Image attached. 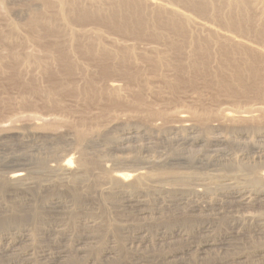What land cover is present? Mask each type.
<instances>
[{
    "label": "rangeland",
    "instance_id": "1",
    "mask_svg": "<svg viewBox=\"0 0 264 264\" xmlns=\"http://www.w3.org/2000/svg\"><path fill=\"white\" fill-rule=\"evenodd\" d=\"M53 1L54 3L52 2L48 8L46 4H41L39 0H0V57H3L0 61L2 63H0V175L15 170H24L33 179L28 187H11L0 183L2 184L0 186V215L3 213V215L6 214V217L13 216L16 222L18 221L14 218L15 215L30 217L32 214H30L27 205H24V201H28V199H31V202L34 201L33 206L39 205L38 210L40 209V213H45L43 221L38 226L36 224L30 225L33 222L30 219H25L17 224L14 222L13 225L11 224L12 226L7 225L9 226L7 229V226H5L7 221H0V228H5V231L0 230V250L3 252L4 250L7 251L6 248L14 247L16 253V255L12 253L15 255L11 256L12 259L1 258L0 264H6L7 261H11V264L17 263L21 259H25L28 253L30 255L26 258L33 261L31 264H39L40 261L49 263L56 252L64 250L69 254H73V248H77L75 245H78L79 242L84 243L87 237L95 238L91 247L99 248V250L100 248L101 250L112 248L115 252L117 251L115 258L112 256L114 259L111 258L108 261L102 258L101 250H95L97 255H91L98 256L96 258H99L100 260H98L102 264H169L167 261H169L170 256L186 249L190 244L197 245L207 239L222 240L228 233H230L228 236L231 237L235 235L232 237V244L236 243V245L234 244L235 247L232 245V248H228L229 250L226 251L216 249L209 256L202 257L203 259L199 258L196 251H192L189 256L187 255L184 258L189 259L188 264H236L232 260L240 255L246 257L243 264H264V225L261 227V225L256 226L251 223L253 225L244 226L246 223L238 222L241 224L240 226L237 222H234L235 225L233 222L232 225H228L224 221L222 223H220L221 221L218 222L225 214L227 216L233 214L235 217H232L235 219L240 216L239 221H243L244 216L247 215L254 219L261 218L260 216L264 218V206L261 203L253 202L245 206L243 203V205L239 204L235 199H229L230 195L236 191L255 194L254 189L252 188V190L247 182L249 178H246L251 175L252 170H254L253 172L264 171V119L258 118L259 114L255 113L256 120L247 122L248 124L245 122L241 125H234L235 123L229 122V124L223 121V125L222 121L218 120L222 125L220 126L216 120L219 111L237 115L248 111V109L263 106L264 88L259 90V87L255 84V78L249 77L246 72L242 73L240 80L236 79L234 77L236 71L233 72V68L229 64L225 65V70L222 69L224 65L218 59L217 53L213 51L214 58L209 63L210 73L208 72L207 76L198 73L194 68H188L184 58H182L183 65L176 70L167 72L166 78L177 87L174 96H170L164 85L159 82V72L152 73L147 70L137 57L133 60L132 66L128 62L129 58L122 63V68H125L128 73L136 71V67H138L142 78L148 80V87L152 93L149 92L150 95L148 92H144V101L148 104V109L151 108L150 111L159 109L168 111L167 116L163 119L155 116L153 118L149 117L144 113L145 106L140 109V107L134 105V110L140 109L136 110L139 113L131 111L133 110L131 100H135L133 96L137 92L136 89H132L134 94L131 90H128L130 93L126 92L124 97L127 104L122 105V108L111 107L110 103L112 101L105 99L106 97H101V99H98V97H96L97 99H89L88 97V99H85L87 96H84V98L81 96L84 95L83 88L88 78L97 79V82L101 85L100 80L106 76L104 78L108 79L107 82L115 80L116 83L123 85V88L127 86L126 81L120 76L103 74L106 69L100 66V62L105 56L124 57L132 55L133 52L137 54L149 46L158 47L159 49L167 48L162 39L153 36L154 33L172 38L177 33L183 34L186 38L183 50L188 53L191 40L198 42V38L204 33L190 34L185 28L175 31L165 29L161 25L155 26L154 23L160 20V14L156 10H151L149 4L135 5L133 0H79L78 4H74L76 0ZM60 1L66 3L64 11L58 10L57 3L59 4ZM153 1L172 7L183 17L213 26L222 33H230L239 37L247 45L264 52V24L259 22V14L264 8L261 0H250L251 2H247L249 6L247 4L243 6L246 14L253 16L252 19L255 21L251 22L252 25L249 23L250 26L242 22L239 23L240 8H233L237 4V0H195L192 3L185 0ZM87 7L100 14L83 16V12L87 10L85 9ZM137 14L141 15L144 22L142 27L136 24L134 17ZM49 18H52L53 28L55 29L49 31L51 35H47L48 38L45 37L43 32L48 29L47 25L46 28L41 23L40 28H37L42 37L40 33L38 34L36 27L34 28L35 32L28 27L32 19L38 21ZM229 19L238 21L237 30L226 27ZM258 23L260 24L258 25ZM11 28H13L12 31ZM189 29L194 31L196 28L190 27ZM47 33L48 31H46ZM37 34L39 36H36ZM32 37L33 39L36 38V41ZM47 49L50 51L49 56L46 55L49 53ZM175 49L177 48H174L172 52ZM9 52L17 56L16 58L19 61H16V58L14 59L11 54L8 55ZM32 55H35L34 61L27 62V57ZM239 58L242 65L248 64L254 68H260L258 79L260 77L264 78L263 59L252 56L248 50H243ZM35 59H41L39 65L34 64L37 61ZM16 62H18L17 65ZM119 63L116 62L115 66ZM47 66H50V72L42 73ZM218 70L219 72H217ZM230 76H233L239 82L237 83ZM232 79H234L233 82ZM60 86L61 90L59 89ZM63 87L65 88L62 89ZM47 88L53 90L54 94L53 103H49L50 105L44 99L45 96L43 98L44 94L42 95L43 91L47 92ZM32 89L37 93V96L42 95V99L40 96L37 97L36 93L31 91ZM153 93L154 95H152ZM159 97H165L167 103H163ZM158 98L161 101L160 103H158ZM44 100L45 104L43 103ZM103 106L104 114L102 112ZM105 107H108V109H105ZM114 109L116 112H113ZM193 109L210 110L208 112L211 115H213L212 113L216 114V117H210L211 119L208 120V123L212 125L209 131L204 129L208 124L205 127L204 125L203 127L201 125V127H195V121H190V118L188 123L196 128L197 134L189 133L190 136L183 131L182 133L178 132L177 135L174 131H171V134L169 127L171 128L172 125L173 128L178 124V120L174 116L180 113V115L189 116L190 111ZM216 125H218V132ZM235 126L240 128L237 129ZM97 129L99 132L102 130L103 135L95 141L96 135L92 134L98 132ZM203 130L204 132L207 130V133L204 134ZM212 130H214V133ZM129 132L132 133L129 134ZM201 132H203L202 136ZM85 135L86 137L83 138ZM90 136L94 137L91 138ZM195 136L198 137V139H195L196 141L191 139ZM97 138L99 137L97 136ZM79 139L82 142H79ZM89 140H92L91 145L88 144L91 143ZM81 143L84 145L83 147ZM70 157L72 159L71 165L74 168L81 165L85 170L84 176L74 180L59 173H49L47 167L54 166L64 158L69 159ZM144 161H153L156 164H162L163 162V165L156 168L157 170L148 165L151 168L149 169L150 172H156L158 169H162L163 166V169L164 167L166 169H162L163 172L172 170L171 173L173 174L185 173L187 177L191 175V179L185 178L186 180H177L178 182L168 179L164 182V180L160 179L161 181H159L157 179L155 183L149 182L150 184L144 186L140 192L146 195L147 205L145 204L144 209H142L148 213L152 212L145 215L146 218L140 216L139 208L136 210L135 207L131 208L130 206L129 210V207H123L126 204L121 201L111 200L109 198L110 194H108L110 187H108L107 179L99 171L100 165H106L107 168L109 167L108 170L110 169L109 172L112 173L124 172V170L134 171L145 167L148 169ZM146 168L145 170L148 171ZM159 171L161 172V170ZM3 185L5 188H2ZM78 189L79 192L76 193L74 190L78 191ZM69 190L72 197L78 196V201H82L80 204L77 202L78 206L75 205L76 200L74 201V198L70 196ZM81 197H84L85 200ZM36 198L37 200H35ZM174 200H179L176 202V204H179H174ZM43 201L46 202V206ZM53 202H56L55 206ZM49 203H51L52 209L49 208ZM62 203L67 206L64 207ZM56 204H59V206H56ZM79 205L82 207L79 208ZM42 206H45L44 210ZM58 212L60 216L57 215ZM55 213L56 215H54ZM188 213L200 220H188V223H183L180 219L183 215H189ZM234 213L238 214L235 215ZM239 213L241 214L239 215ZM70 214H76L78 217L69 220ZM241 216L243 217L241 218ZM263 218L262 222L264 223ZM231 226H233L234 231L230 232V230H233ZM139 227L144 235L139 231ZM236 227L238 231H236ZM175 230H179L181 234L185 233L184 237L164 240L171 236ZM252 231H254L253 234ZM49 233H52V236ZM23 234H27V236L23 237ZM257 234L258 236L254 237ZM28 235L30 236L28 237ZM82 237L84 240H82ZM87 242L89 241L86 240L85 243ZM257 247L260 249L258 248V250ZM260 251H263V253ZM98 260L94 264H100Z\"/></svg>",
    "mask_w": 264,
    "mask_h": 264
},
{
    "label": "bare ground",
    "instance_id": "2",
    "mask_svg": "<svg viewBox=\"0 0 264 264\" xmlns=\"http://www.w3.org/2000/svg\"><path fill=\"white\" fill-rule=\"evenodd\" d=\"M41 1V4H46V6L49 8L50 6H51V3L53 2L54 3V1L53 0H39V2ZM134 1V3H135V5H139V4H144V5H147V4H149L150 6H151V10H153V11H157L159 14H160V20H158V21H156L155 23H154V25L155 26H159V25H161V26H163L165 29H171V30H175V31H178V30H180V29H186L190 34H194V33H196V32H200V33H204V35H201L199 38H198V42H196V41H194V40H191V44H190V46L188 47L189 48V52L188 53H186V51L185 50H183V45H184V43L186 42V38L183 36V34H180V33H177V34H175V37H166V36H164L163 34H159V33H154L153 34V36H155V37H157V38H160V39H162L163 41H164V43H165V45H166V47L167 48H162V49H159L158 47H154V46H149V47H147V48H145L143 51H140V52H138L137 54L135 53V52H133V54L132 55H128V56H124V57H117V56H112V57H108V56H105V58L100 62V66H103L105 69H106V71L103 73V74H106V73H108V76H110L109 74H115V76L117 75L118 77L120 76V78H123L125 81H126V87L125 88H123V85H121V84H118V83H116L115 82V80L113 81L112 79V81H108L107 82V78H104V77H106V76H104L103 77V79L102 80H100V82H101V85H100V83L99 82H97V79L96 80H93V79H95V78H93V79H90V78H88L85 82V87L83 88L84 90H83V94L84 95H82L81 93H80V95H82L81 97H83L84 98V96H87V97H85V99H88V97H89V99H91V98H96V97H98V99L100 98L101 99V97H106L105 99H109V100H111L112 101V103H110L112 106L111 107H114V108H120L122 105H126L127 103L125 102V97L124 96H126L125 94H126V92H129L128 90H131V92H132V89L134 90V89H136L137 90V92L135 93V95L133 96L134 98H135V100L133 101V100H131L133 103H132V105H133V110H131V111H135V112H137L136 110H140L141 108H143L144 106H145V110H144V113H146L149 117H152L153 118V116H155V117H159V118H164V117H166L167 116V112L166 111H163L162 109H159V110H151L150 111V109L151 108H149L148 109V104H146V102L144 101V98H143V95H144V92H148V94H150L149 92H151L152 93V91L150 90V88L148 87V80L146 79V78H142V76L139 74V68L138 67H136V71H133V72H131V73H128L127 71H126V69L125 68H122V63H124L125 62V60L127 59V58H129L128 59V62L130 63V66H132V64H133V60L137 57L144 65H145V68L147 69V70H149L150 72H152V73H157V72H159V82L162 84V85H164V87L167 89V93L170 95V96H174L175 95V88H177V87H175V84H173L170 80H168L167 78H166V74H167V72H169V71H171V70H176L178 67H180L181 65H183V60H182V58H184L185 60H186V65L188 66V68H194L198 73H201V74H203L204 76L209 72L210 73V66H209V63H210V61H211V59L212 58H214V56H213V51H215L216 53H217V55H218V59H220V61L222 62V64L224 65V68H222V69H224L225 70V65L226 64H229L232 68H233V72H234V70L236 71V73H234V77L236 78V79H239L240 77H241V75H242V73L243 72H246L248 75H249V77H254L255 79H254V81H255V84L259 87V90H260V88L261 89H263L264 88V78L263 77H260L259 79H258V76H259V73H260V68H254V67H252L251 65H248V64H245V65H242V63L240 62V58H239V56L243 53V50H248L249 51V53L252 55V56H256L257 58H260V59H263L264 60V52H262V51H260V50H257L256 48H254V47H252V46H250V45H247L242 39H239V37H236V36H233V35H231L230 33H228V34H226V33H222V32H220V31H218L217 29H215L213 26H209V25H206V24H201V23H198V22H196V21H193L192 19H189V18H187V17H183L180 13H178L177 11H175L172 7H169V6H167V5H164V4H160V3H157L156 1H153V0H133ZM186 2H189V3H192V2H194L195 0H185ZM198 1H204V0H198ZM248 1H250V0H237V4L236 5H234L233 6V8L234 9H239L240 10V18H239V23L240 22H242V23H244V24H248L249 25V23L251 24V22H255V21H253V19H252V17L253 16H251V15H249V14H246V12H245V9L243 8V6H245L246 4L248 5ZM251 2V1H250ZM261 2L264 4V0H261ZM79 3V0H76V1H74V4H78ZM148 5V6H149ZM251 5V4H250ZM57 6H58V10L59 11H64L65 9H66V3L65 2H63V1H60L59 2V4L57 3ZM249 6V5H248ZM85 9H87V10H85L84 12H83V16H85V17H88V16H92V15H94L95 13H97V15H99L100 13L99 12H97V11H95L94 9H91V8H89V7H87V8H85ZM260 16H259V22H263V24H264V8L261 10V12H260V14H259ZM95 16V15H94ZM135 19H136V24L138 25V26H140V27H142V26H144V22L142 21V18H141V15L140 14H137L135 17H134ZM164 21V22H163ZM258 22V21H257ZM42 23V26L44 25V26H48V29H45L43 32H44V35H45V37H47V35H51L50 33H49V31L51 32L52 30H54L55 28H53V21H52V18H49V19H43V20H35V19H32L31 20V23L29 24V26L28 27H30L29 29H33L34 30V28L36 27V30H37V28H40V24ZM238 21H236V20H234V19H229L228 20V24L226 25V27L227 28H231V29H236L237 30V26H238ZM260 23H258V25H259ZM112 25V24H111ZM247 25V26H248ZM252 25V24H251ZM256 26H258L257 24H255ZM47 26H46V28H47ZM250 26V25H249ZM190 27H193V28H196L194 31H192V30H190L189 28ZM12 29L13 28H11L10 30L12 31ZM38 31V30H37ZM37 31H36V33H37ZM46 31H48V33L46 34ZM15 32V31H14ZM30 32H31V30H30ZM34 32H35V30H34ZM11 33V32H10ZM32 33H33V31H32ZM35 33V34H36ZM40 32L38 31V34H39ZM36 35V36H39V35ZM34 35V34H33ZM40 35H41V33H40ZM41 37H42V35H41ZM48 38V37H47ZM32 39H33V37H32ZM35 39V41H36V38H34ZM33 39V40H34ZM43 39V38H42ZM39 40V39H38ZM37 40V41H38ZM39 42V41H38ZM174 48H177V49H175L173 52H172V50L174 49ZM8 52V51H7ZM11 52V51H10ZM9 52V54L8 55H10L11 53ZM47 52H49V53H47L46 55H50V51H48V49H47ZM12 53H14L13 51H12ZM14 54H16V53H14ZM12 55V54H11ZM12 56H14V59L17 57V56H15V55H12ZM11 56V57H12ZM29 56V55H28ZM10 57V58H11ZM18 57H20L19 55H18ZM34 57H35V55H32V56H30V57H27L28 59H26V61L27 62H29V61H31V62H33L34 61ZM1 58H3V57H0V61H2L1 60ZM5 58H8V57H5ZM13 58V57H12ZM31 58H33V59H31ZM20 59V58H19ZM23 60V59H22ZM21 60V61H22ZM35 60H37L36 62H34V64H36V65H39V62H41V59H35ZM121 60V61H120ZM16 61H19L18 60V58H16ZM23 61H25V60H23ZM14 62V61H13ZM116 62H120L119 63V65H117V66H115V63ZM1 63V62H0ZM23 63V62H22ZM26 63V62H25ZM2 64V63H1ZM16 65L18 64V62H16L15 63ZM221 64V63H220ZM223 65H222V67H223ZM227 66V65H226ZM244 66V67H243ZM102 68V67H101ZM220 68V67H219ZM229 68V67H228ZM231 68V69H232ZM218 69V68H217ZM220 70V69H219ZM219 70L217 71V72H219ZM40 71V70H39ZM102 71H103V69H102ZM231 71V70H230ZM42 72V71H41ZM50 72V66H47V67H45V70H43V72L42 73H49ZM232 72V71H231ZM38 73V72H37ZM41 74V73H40ZM101 74V73H100ZM99 74V75H100ZM233 74V73H232ZM231 74V75H232ZM48 75V74H47ZM208 75H211V74H208ZM34 76V75H33ZM107 76V77H108ZM114 76V75H113ZM114 76V77H115ZM207 76V75H206ZM118 77H117V79H118ZM233 76L231 77L230 76V78H234ZM32 78V77H31ZM111 78V77H110ZM234 78V79H235ZM234 79H232V82H233V80ZM236 79H235V81H236ZM120 81H121V79H119ZM240 80V79H239ZM124 82V81H123ZM177 82V81H176ZM237 83L239 82V81H236ZM235 82V83H236ZM35 87V86H34ZM33 87V88H34ZM54 87V86H53ZM65 87H67V86H65ZM65 87H63L62 89H64ZM68 87H69V85H68ZM41 88V87H40ZM61 88V86L59 87V89ZM39 89V88H38ZM42 89V88H41ZM40 89V90H41ZM48 89V88H47ZM254 89V88H253ZM34 90H35V88H34ZM49 90V91H48ZM47 90V92L45 93L44 91L42 92V95H43V98H44V96H45V98L44 99H46V102H48V105H50L49 103H53L52 102V98H54L53 96H54V94H53V90H51V89H48ZM51 90V91H50ZM61 90V89H60ZM135 90V91H136ZM31 91H33V89L31 90ZM36 91H37V89H36ZM42 91V90H41ZM33 92H35V91H33ZM38 92H39V90H38ZM56 92V91H55ZM264 92V91H263ZM36 93V92H35ZM41 93V92H40ZM39 93V94H40ZM130 93V92H129ZM133 93V92H132ZM260 93H261V91H260ZM56 94H58V93H56ZM134 94V93H133ZM146 95H147V93H145ZM36 96H37V93L35 94ZM42 95H39L40 97H41V99H42ZM132 95V94H131ZM145 95V96H146ZM151 95V94H150ZM150 95H149V97H150ZM152 95H154V93L152 94ZM263 95V94H262ZM39 96H37V97H39ZM132 97V98H133ZM80 98V97H79ZM162 101H163V103L164 102H166L167 100H165L163 97H159ZM159 98H158V103H160L161 101H159ZM263 98H264V96H263ZM97 99V98H96ZM146 99H148V98H146ZM95 100V99H94ZM127 100V99H126ZM23 101V100H22ZM55 101V100H54ZM91 101V100H90ZM108 101V100H107ZM92 102H93V100H92ZM110 102V101H109ZM44 104H45V100H44V102H43ZM57 103V102H56ZM167 103V102H166ZM47 104V103H46ZM55 104V103H54ZM53 104V105H54ZM107 105L109 104V103H106ZM47 105V106H48ZM58 105V104H57ZM106 105V106H107ZM134 105H135V107H140V109H136V110H134L135 108H134ZM59 106V105H58ZM57 106V107H58ZM143 106V107H142ZM45 107V106H44ZM57 107H55V108H57ZM125 107V106H124ZM124 107H123V109H124ZM128 107V106H127ZM129 107V108H130ZM102 108V107H101ZM122 108V107H121ZM130 108V109H131ZM168 108V107H167ZM105 109H108V107H105ZM109 109L110 110H112L110 107H109ZM126 109H128V108H126ZM130 109H129V112H130ZM103 111V114L105 113L104 112V106H103V109H102ZM119 110H122V109H119ZM199 110V109H198ZM196 110V109H193L192 111H190L191 113H189V116H185V115H175L174 117H176V120H178L177 122H178V124H176V127L174 126L173 128H172V125H171V128L169 127V130H170V132L171 131H174L175 133H176V135H177V133L178 132H180V133H182V131L184 132V133H188V135H190L189 133H193L194 135H195V133H196V128L195 127H197V126H199V127H203V125H204V127L208 124V126H206V128H204V129H207L208 131H209V129H210V127L212 126L211 125V123L209 124L208 123V120H210L211 118H213L214 116L216 117V114H214V113H212L213 115H211L210 114V112H208V111H210V110ZM153 111H155V112H153ZM113 112H116L115 111V109L113 110ZM215 112V111H214ZM227 112V111H226ZM235 112V111H234ZM137 113H139V112H137ZM255 113H258L259 114V116H258V118H263L264 119V105L263 106H260V107H257V108H254V109H248V111H245V112H243V113H239V114H237V115H235L234 113H232L233 115H230V113H222L221 111H219L218 113H217V118L218 119H216L217 121L219 120H221L222 121V123H223V125H224V122L223 121H225L226 123L228 122H231V123H235L234 125H238V124H240L241 125V123H245L246 122V124H248L249 122H253V121H255L256 120V114ZM102 114V113H101ZM100 114V115H101ZM114 115V114H113ZM140 115V114H139ZM171 115V114H170ZM170 115H169V117H170ZM103 116V115H102ZM171 116H173V115H171ZM101 117V116H100ZM110 117V116H109ZM127 117V116H126ZM211 117V118H210ZM111 118H113V117H111ZM116 118V117H115ZM192 120H191V119ZM167 119V118H166ZM189 119H190V121H195V123H196V125L194 124V126L193 125H189V123L188 122H190L189 121ZM96 120V119H95ZM156 120V119H155ZM215 120V119H214ZM94 121V120H93ZM114 121V120H113ZM118 121V120H117ZM218 121V122H219ZM211 122H213V121H211ZM248 122V123H247ZM51 123V122H50ZM52 123H54V122H52ZM183 123H184V125H183ZM185 123H187V124H185ZM225 123V124H226ZM237 123V124H236ZM58 124V123H57ZM125 124V123H124ZM153 124V123H152ZM158 124V123H157ZM216 124H218V123H216ZM219 124H220V122H219ZM230 124V123H229ZM228 124V125H229ZM113 125V124H112ZM201 125V126H200ZM227 125V124H226ZM234 125H233V128H234ZM239 125V126H240ZM91 126V125H90ZM125 126V125H124ZM154 126V125H153ZM168 126V125H167ZM214 126V125H213ZM220 126H222L221 124H220ZM232 126V125H231ZM243 126V125H242ZM241 126V127H242ZM48 127V126H47ZM99 127V126H98ZM114 127H116V126H114ZM113 127V128H114ZM146 127V126H145ZM215 127V126H214ZM218 125H216V129H217V132H218ZM227 127V126H226ZM235 127H237V126H235ZM50 128V127H49ZM92 128V127H91ZM90 128V129H91ZM95 128V127H94ZM122 128H123V125H122ZM121 128V129H122ZM127 128V127H126ZM158 128V127H157ZM156 128V129H157ZM165 128V127H164ZM213 128V127H212ZM211 128V129H212ZM233 128H231L232 130H233ZM238 128H240V127H237V129ZM36 130H37V128H35ZM46 129V128H45ZM54 129V128H53ZM78 129V128H77ZM124 129V128H123ZM129 129V128H128ZM155 129V128H154ZM163 129V128H162ZM161 129V130H162ZM201 129V128H200ZM215 129V130H216ZM230 129V128H229ZM96 130V129H95ZM94 130V131H95ZM118 130V129H117ZM138 130V129H137ZM152 130V129H151ZM206 130V131H207ZM219 130H220V128H219ZM79 131V130H78ZM92 131V130H91ZM97 131L98 132H96V133H93L92 135H96L95 137H96V139H95V141L97 140V139H100V136L101 135H103V132H102V130H100L101 132H99V130L97 129ZM145 131V130H144ZM148 131H149V129H148ZM154 131V130H153ZM200 131H202V130H200ZM204 132V130H203V132H204V134H206L207 132ZM238 131V130H237ZM121 132V131H120ZM203 132H201V136H202V134H203ZM212 132L214 133V130H212ZM242 132V131H241ZM255 132V131H254ZM33 133V132H32ZM32 133H31V135H32ZM36 133V132H35ZM89 133V132H88ZM87 133V134H88ZM91 133V132H90ZM127 133H128V131H127ZM132 133V132H131ZM130 132H129V134H131ZM138 133V132H137ZM183 133V134H184ZM200 133V132H199ZM260 133V132H259ZM55 134V133H54ZM82 135H84L83 133H81ZM80 134V135H81ZM166 134V133H165ZM164 134V135H165ZM171 134H172V132H171ZM192 134V135H193ZM197 134V133H196ZM208 134H209V132H208ZM77 135H78V133H77ZM89 135V134H88ZM210 135V134H209ZM21 136V135H20ZM94 136H90L91 138H93ZM97 136L99 137V138H97ZM128 136V135H127ZM169 136V135H168ZM191 136V135H190ZM24 137V136H23ZM58 137V136H57ZM86 137V135L83 137V138H85ZM103 137V136H102ZM133 137V136H132ZM186 137V136H185ZM185 137H184V139H185ZM19 138V137H18ZM76 138H78L77 136H76ZM82 138V137H81ZM80 138V139H81ZM89 138V137H88ZM138 138V137H137ZM191 138V137H190ZM205 138V137H204ZM6 139V138H5ZM79 139V142L81 141L82 142V140H80ZM90 139V138H89ZM124 139V138H123ZM192 140H194V141H196L195 139H198V137L196 138V136H195V138H191ZM190 139V140H191ZM207 139V138H206ZM215 139H216V137H215ZM76 140H78V139H76ZM84 140V139H83ZM94 140V139H93ZM127 140V139H126ZM170 140V139H169ZM214 140V139H213ZM85 141V140H84ZM92 140H89V142H91ZM168 141V140H167ZM193 141V142H194ZM204 141V140H203ZM221 141V140H220ZM227 141V140H226ZM229 141V140H228ZM78 142V143H79ZM86 142H87V140H86ZM94 143V142H93ZM130 143V142H129ZM137 143V142H136ZM168 143V142H167ZM216 143V142H215ZM85 144V143H84ZM87 144V143H86ZM88 144H92V142L91 143H88ZM185 144V143H184ZM189 144V143H188ZM222 144V143H221ZM122 145V144H121ZM81 146L83 147L84 145H82V143H81ZM148 146V145H147ZM127 147V146H126ZM155 147V146H154ZM87 148V147H86ZM143 148V147H142ZM126 149V148H125ZM131 149V148H130ZM141 149V148H140ZM139 149V150H140ZM146 149V148H145ZM128 150V149H127ZM138 150V151H139ZM141 151V150H140ZM139 151V152H140ZM154 151V150H153ZM201 151V150H200ZM142 152V151H141ZM154 153V152H153ZM129 154V153H128ZM66 156V155H65ZM57 157V156H56ZM62 157V156H61ZM123 157H125V156H123ZM140 157H141V155H140ZM165 157V156H164ZM133 158V157H132ZM168 159V158H167ZM234 159V158H233ZM31 160H32V158H31ZM57 160V159H56ZM61 160V159H60ZM116 160V159H115ZM114 160V161H115ZM123 160H125V159H123ZM175 160V159H174ZM72 161V159H71V157L68 159V158H64V160H62V161H60V162H57V164H55L54 166H50V167H47V169H49V173H52V174H54V173H59V174H62L63 176H67V177H70V178H73L74 180H76V179H79V178H81L82 176H84V174H85V170L82 168V166L81 165H79V167H73L72 165H71V162ZM98 161V160H97ZM122 161V160H121ZM235 161V160H234ZM118 162V161H117ZM124 162V161H123ZM126 162V161H125ZM124 162V163H125ZM145 162V161H144ZM157 162H159V161H157ZM32 163V162H31ZM36 163V162H35ZM78 163H79V161H78ZM105 163V162H104ZM165 163V162H164ZM42 164V163H41ZM102 164H103V162H102ZM138 164V163H137ZM142 164H143V162H142ZM144 164H147V167H148V165H150L149 167H151V168H157V167H159V165H163V162H162V164H156L155 162H153V161H149V162H145ZM170 164V163H169ZM168 164V165H169ZM52 165V164H51ZM77 165V164H76ZM167 165V164H166ZM31 166V165H30ZM108 166V165H107ZM170 166V165H169ZM178 166V165H177ZM141 167V166H140ZM139 167V168H140ZM148 167V171H146L145 170V168L144 169H135L134 171L132 170H130V171H125L124 170V172L122 171V172H109L110 171V169L108 170V168L106 167V165L104 166V165H100V167H99V171L106 177V181H107V183H108V187H110L108 190H109V192H108V194H110L109 195V198H111V200H118V201H121L123 204H126V205H124L123 207H129L128 209L130 210V206H131V208L132 207H135L136 208V210L138 209V211H140L139 212V214H140V216H144L145 217V215H149V213L148 212H146L145 210H143L144 208V206H145V204H146V201H147V199H145L146 198V195H144V193H142V192H140V191H142V189H143V187L144 186H147V184L150 182V183H155V180H159V181H161V180H164V182L168 179V180H175V181H182V180H186L185 178H190L191 177V175H190V177H187V174L185 175V173H183V174H178V173H171V172H173L172 170L170 171V172H163L162 171V169H163V166H162V169L160 168V169H158V171L159 170H161V172L159 171H156V172H150L149 171V169H151V168H149ZM167 167V166H166ZM246 167V166H245ZM253 168V167H252ZM164 169H165V167H164ZM163 169V170H164ZM174 169V168H173ZM240 169V168H239ZM83 170V171H82ZM153 170V169H152ZM157 170V169H156ZM166 170V169H165ZM155 171V170H154ZM168 171V170H167ZM251 171V170H250ZM254 170H252L251 172V175L249 176V177H247L246 179H248L247 180V182H248V184H249V186L251 187V189L253 188L254 189V195L252 194V193H250V192H245V191H242V192H240V191H236V192H234V193H232V195H230V197H229V199H235V200H237V202H239V204H241V205H243V204H245V206L246 205H248V204H251V203H253V202H258V203H261V205H263L264 206V200H263V198H264V171L263 172H253ZM234 172V171H233ZM232 172V173H233ZM229 173V172H228ZM238 173V172H237ZM97 174V173H96ZM192 174V173H191ZM102 175V176H103ZM189 176V175H188ZM220 176V175H219ZM233 177H236V175L234 176V175H232ZM104 177V178H105ZM238 177V176H237ZM236 177V178H237ZM243 177V176H242ZM246 177V176H245ZM193 178V177H192ZM220 178V177H219ZM161 179V180H160ZM187 179V180H188ZM191 179V178H190ZM239 179V178H238ZM32 178H31V176L28 174V172H26V171H24V170H15V171H12V172H10V173H7V174H5V175H0V183H4V184H6V185H8V186H20V187H28V186H30V184L32 183ZM152 180H154V181H152ZM230 180V179H229ZM237 180V179H236ZM158 181V182H159ZM177 181V182H178ZM199 181V180H198ZM222 181V180H221ZM226 181H228V180H226ZM232 181V180H231ZM106 183V182H105ZM107 183H106V185H107ZM149 183V184H150ZM169 183V182H168ZM219 183V182H218ZM234 184V183H233ZM237 184V183H236ZM239 184V183H238ZM247 184V183H246ZM0 186H2V184H0ZM159 186V185H158ZM161 186V185H160ZM226 187V186H225ZM237 187V186H236ZM247 187V186H246ZM2 188H5L4 187V185H3V187ZM102 188V187H101ZM159 188V187H158ZM168 188V187H167ZM1 189V188H0ZM189 189H191V188H189ZM238 189V188H237ZM241 189H243V188H241ZM252 189V190H253ZM73 190V189H72ZM160 190H162V189H160ZM175 190V189H174ZM194 190H195V188H194ZM76 193H78L79 192V189H78V191H76V190H74ZM87 191V190H86ZM171 191H172V189H171ZM189 191V190H188ZM69 192H70V190H69ZM68 192V193H69ZM169 192V191H168ZM178 192V191H177ZM199 192V191H198ZM193 193H195V192H193ZM196 193H197V191H196ZM54 194V193H53ZM58 194V193H57ZM70 194V196H71V192L69 193ZM68 194V195H69ZM86 194V193H85ZM75 195V194H74ZM82 195V194H81ZM84 195V194H83ZM82 195V196H83ZM90 195V194H89ZM103 195V194H102ZM101 195V196H102ZM107 195V194H106ZM176 195V194H175ZM196 195V194H195ZM87 196H88V194H87ZM86 196V197H87ZM252 196H254L253 198H252ZM37 197V196H36ZM49 197V196H48ZM62 197V196H61ZM69 197V196H68ZM72 197V196H71ZM78 197V196H77ZM77 197L76 196H73L72 198H74V201L76 202V204H75V202H73L72 201V199H70L71 200V202H73V204H75V205H77V202L80 204V202H82V201H78L79 199H77ZM80 197V196H79ZM90 197V196H89ZM93 197H95V196H93ZM104 197V196H103ZM115 197H116V199H115ZM81 198H83V200H85V198L84 197H81ZM104 198H108V197H104ZM118 198V199H117ZM159 198V197H158ZM42 199H43V197H42ZM51 199V198H50ZM99 199V198H98ZM31 200V199H30ZM29 199H28V201H24L25 203H24V205H27V207H28V209H29V211H30V214H32L30 217H28V216H22L21 214V216H14V218H16L17 219V221L18 222H16V220L15 219H13V216L12 217H10V215L8 216V217H6L5 215L6 214H4L3 215V213H2V215H0V221H7L6 223H5V226H7V225H13L14 224V222H16V224L17 223H19L21 220H25V219H30L33 223H30V225L31 224H36L37 226L38 225H40L41 224V222L43 221V215H45V213L44 214H42V212L40 213V209L38 210V206H33V202H31ZM35 200H37V198L35 199ZM39 200V199H38ZM53 200V199H52ZM58 200V199H57ZM88 200H89V198H88ZM91 200H92V198H91ZM110 200V199H109ZM109 200H108V202H109ZM42 201V200H41ZM41 201H38V202H41ZM164 201V200H163ZM175 201V203L174 204H176V202H178L179 200H174ZM173 201V202H174ZM37 202V203H38ZM44 202V204H45V206H46V202L45 201H43ZM64 202V201H63ZM66 202V201H65ZM90 202V201H89ZM107 202V203H108ZM111 202H113V201H111ZM162 202V201H161ZM171 202V201H170ZM29 203V204H28ZM33 203V204H32ZM36 203V202H35ZM56 203V202H55ZM55 203L53 202V204H54V206H55ZM58 203V202H57ZM84 203H85V201H84ZM110 203V202H109ZM109 203H108V205H109ZM117 203V202H116ZM121 203V204H122ZM232 203H233V201H232ZM243 203V204H242ZM48 204V203H47ZM51 203H49V205H50ZM60 204V203H59ZM59 204L57 205L56 204V206H59ZM81 204H83V203H81ZM86 204V203H85ZM120 204V205H121ZM162 204H164V203H162ZM169 204V203H168ZM179 204V203H178ZM178 204H176V205H178ZM231 204V203H230ZM37 205V204H36ZM42 205V204H41ZM40 205V206H41ZM48 205V206H49ZM62 205L64 206V204L62 203ZM74 205V206H75ZM120 205H119V207H120ZM147 205V204H146ZM166 205V204H165ZM175 205V206H176ZM234 205V204H233ZM44 206V207H45ZM51 206L52 205H50L49 206V208L50 209H52L51 208ZM53 206V207H54ZM67 205H65L64 207H66ZM71 206V205H70ZM78 206V205H77ZM80 206L81 205H79V208H80ZM83 206H86V205H84L83 204ZM164 206V205H163ZM43 207V206H42ZM44 207H43V210H44ZM82 207V206H81ZM108 207V206H107ZM121 207H122V205H121ZM123 207H122V209H123ZM166 207H167V205H166ZM169 207V206H168ZM218 207V206H217ZM241 207V206H240ZM239 207V208H240ZM249 207V206H248ZM93 208V207H92ZM143 208V209H142ZM238 208V209H239ZM252 208V207H251ZM6 209V208H5ZM46 209H47V207H46ZM55 209V208H54ZM58 209V208H57ZM61 209V208H60ZM84 209V208H83ZM86 209V208H85ZM96 209V208H95ZM127 209V208H126ZM126 209H125V211H126ZM141 209V210H140ZM243 209V208H242ZM49 210V209H48ZM67 210V209H66ZM65 210V211H66ZM92 210V209H91ZM132 210H134V209H132ZM195 210V209H194ZM7 211V210H6ZM39 211V212H38ZM60 211V210H59ZM70 211V210H69ZM88 211V210H87ZM205 211V210H204ZM207 211V210H206ZM219 211V210H218ZM221 211V210H220ZM254 211V210H253ZM75 212V211H74ZM96 212V211H95ZM121 212V211H120ZM156 212V211H155ZM199 212V211H198ZM243 212V211H242ZM247 212V211H246ZM249 212H252V211H249ZM65 213V212H64ZM69 213V212H68ZM81 213V212H80ZM123 213V212H122ZM152 213V212H151ZM150 213V214H151ZM184 213V212H183ZM230 213V212H229ZM228 213V214H229ZM245 213V212H244ZM253 213V212H252ZM259 213V212H258ZM0 214H1V212H0ZM83 214V213H82ZM91 214V213H90ZM134 214V213H133ZM189 214V213H188ZM195 214V213H194ZM235 214V213H234ZM236 214H238V213H236ZM235 214V215H236ZM241 213H239V215H240ZM49 215V214H48ZM54 215H56V213L54 214ZM54 215H53V219H54ZM58 216H60L59 215V212H58V214H57ZM74 215V216H73ZM129 215H130V213H129ZM128 215V216H129ZM226 215V214H225ZM224 215V216H225ZM47 216V215H46ZM64 216V215H63ZM62 216V217H63ZM67 216V215H66ZM153 216V215H152ZM184 216V215H183ZM182 216V217H183ZM198 216V215H197ZM221 217V219H219V221L218 222H220V223H222L223 221L226 223V224H228V225H232V222H233V224H234V222H242V224L243 223H246V224H244V226H246V225H249V226H251V225H253V224H251V223H254V225H256V226H259V225H261V227H262V225H264V223L262 222V216H260L261 218H256V219H254L253 217H250V216H244V218H243V221L241 220V221H239L238 219H239V217H238V219H235L234 217V215L232 214V216H234V217H232L231 215H226L225 217ZM40 217H42V218H40ZM78 216L76 215V214H70L69 215V220H72V219H76ZM149 217V216H148ZM181 217V221L183 222V223H188V220H200V219H198L197 217H193V215H191V214H189V215H185L183 218ZM237 217V216H236ZM243 216H241V218H242ZM50 218L52 219V217L50 216ZM56 218V217H55ZM66 218V217H65ZM146 218V217H145ZM203 218V217H202ZM142 219V218H141ZM264 219V218H263ZM68 220V221H69ZM162 220V219H161ZM217 220V219H216ZM245 220V221H244ZM60 221V220H59ZM76 221V220H75ZM85 221V220H84ZM62 222V221H61ZM57 223V222H56ZM121 223V222H120ZM165 223V222H164ZM224 223V224H225ZM263 223V224H262ZM62 224V223H61ZM85 224V223H84ZM129 224V223H128ZM148 224V223H147ZM166 224H168V223H166ZM239 224V223H238ZM11 225V226H12ZM86 225V224H85ZM112 225V224H111ZM114 225V224H113ZM145 225V224H144ZM143 225V226H144ZM235 225V224H234ZM240 226H241V224H239ZM4 226V225H3ZM18 226V225H17ZM148 226V225H147ZM205 226V225H204ZM237 226V225H236ZM29 227V226H28ZM85 227V226H84ZM128 227V226H127ZM134 227V226H133ZM9 228V226H7V229ZM12 228V227H11ZM15 228V227H14ZM59 228V227H58ZM116 228V227H115ZM140 228V227H139ZM145 228V227H144ZM231 228H233V226H231ZM253 228V227H252ZM3 230V231H5L4 229L5 228H0V230ZM6 229V230H7ZM25 229V228H24ZM127 229H129V228H127ZM126 229V230H127ZM235 229H237V227L235 228ZM241 229V228H240ZM254 229V228H253ZM256 229V228H255ZM12 230V229H11ZM52 230V229H51ZM56 230H58V229H56ZM56 230H54V231H56ZM88 230V229H87ZM90 230V229H89ZM145 230V229H144ZM160 230V229H159ZM180 230V229H179ZM179 230L178 231H176L175 230V232L171 235V236H169V237H167V239H164V240H169V239H174V237H176L177 239L178 238H183L184 237V234H181L180 232H179ZM229 230V229H228ZM246 230V229H245ZM250 230V229H249ZM261 230V229H260ZM2 231V232H3ZM33 231V230H32ZM47 231V230H46ZM45 231V232H46ZM59 231V230H58ZM122 231V230H121ZM139 231H141L142 232V229L140 228V230ZM231 231H234V228H233V230H230V232ZM236 231H238V229L236 230ZM235 231V232H236ZM47 232H49V231H47ZM128 232V231H127ZM140 232V233H141ZM253 232L254 231H252V234H253ZM260 232V231H259ZM18 233V232H17ZM28 233V232H27ZM58 233V232H57ZM94 233V232H93ZM114 233V232H113ZM119 233V232H118ZM117 233V234H118ZM139 233V232H138ZM139 233V234H140ZM157 233V232H156ZM233 233V232H232ZM237 233V232H236ZM28 234H30V233H28ZM50 234V233H49ZM52 234V233H51ZM50 234V235H51ZM141 234H143V232L141 233ZM162 234V233H161ZM171 234V233H170ZM228 234H230V233H228ZM228 234H227V236L225 237L224 235V238L222 239V240H205V241H203V242H201L200 244H197V245H195V244H190L186 249H184V250H182V251H180L179 253H176L175 255H173V256H170V258H168V260L169 261H167L169 264H188V262H189V259L188 258H184V257H186L187 255L189 256V254H191V252L193 251H196L198 254H199V258H202V257H207V256H209V254L210 253H212L213 251H216V249H218V250H229L228 248H232V245L235 247V245H236V243H234V244H232L233 242H232V237L233 236H235V235H233L232 237L231 236H228ZM235 234V233H234ZM251 234V235H252ZM256 234V233H255ZM6 235V234H5ZM26 236H27V234H25ZM24 234L22 235L23 237L25 236ZM94 235V234H93ZM114 235H115V233H114ZM132 235V234H131ZM135 235H137V234H135ZM144 235V234H143ZM238 235V234H237ZM236 235V236H237ZM248 235H249V233H248ZM263 235V234H262ZM30 235H28V237H29ZM49 236V235H48ZM52 236V235H51ZM214 236V235H213ZM255 236H258V234L257 235H254V237ZM27 237V238H28ZM92 237V236H91ZM111 237V236H110ZM119 237H120V235H119ZM124 237V236H123ZM125 237H126V235H125ZM159 237V236H158ZM162 237H163V235H162ZM246 237H247V235H246ZM260 237H261V235H260ZM260 237H257V238H260ZM26 238V237H25ZM25 238H23V239H25ZM26 238V239H27ZM88 238V237H87ZM85 238V240H84V238L82 237V240H84L85 242H86V240H88L89 242H87V243H85L84 241H82V242H84V243H80L79 242V244L78 245H75V246H77V248H73V250H72V252H73V254H69V253H67V251L65 252L64 250L63 251H59V252H56V254H55V256H54V258L53 259H51L52 261L51 262H39V264H94V263H96L97 262V260L99 259V258H96V257H98V256H92L91 254H93V255H97L96 254V252L99 250V248H94V247H91V244L93 243V241L95 240V238ZM104 238V237H103ZM102 238V239H103ZM109 238V237H108ZM113 238V237H112ZM144 238H146V237H144ZM161 238V237H160ZM248 238V237H247ZM250 238V237H249ZM101 239V238H100ZM114 239V238H113ZM118 239V238H117ZM235 239V238H234ZM241 239H242V237H241ZM240 239V240H241ZM246 239V238H245ZM22 240V239H21ZM109 240V239H108ZM99 241V240H98ZM114 241V240H113ZM133 241V240H132ZM142 241V240H141ZM231 241V242H230ZM105 242V241H104ZM143 242V241H142ZM245 242V241H244ZM26 243V242H25ZM95 243V242H94ZM141 243V242H140ZM254 243V242H253ZM159 244V243H158ZM137 245V244H136ZM141 246V245H140ZM260 246V245H259ZM263 246V245H262ZM11 247V246H10ZM98 247V246H97ZM139 247V246H138ZM17 248V247H16ZM15 248V249H16ZM123 248V247H122ZM130 248H132V247H130ZM137 248V247H136ZM135 248V249H136ZM244 248V247H243ZM259 247H257V249H258ZM261 248H263V247H261ZM5 249V248H4ZM3 249V250H4ZM57 249V248H56ZM59 249V248H58ZM66 249V248H65ZM112 248H110V249H108V248H103L102 250H101V248H100V252H102V258L103 259H105V260H108V259H114L115 257V255H116V253H117V251L115 252V250H111ZM118 249V248H117ZM121 249V248H120ZM234 249V248H233ZM260 249V248H259ZM258 249V250H259ZM6 250L7 251H1L0 252V259L1 258H4L5 259V257L6 258H8V259H12L11 258V256H15L16 255V253L14 252V247H11V248H9V249H7L6 248ZM30 250V249H29ZM60 250V249H59ZM95 250H97V251H95ZM123 250V249H122ZM236 250V249H235ZM27 252H29L28 250H26ZM33 251V250H32ZM32 251H30L31 253H32ZM257 251V250H256ZM26 252V253H27ZM222 252V251H221ZM249 252V251H248ZM254 252V251H253ZM260 252H262L263 253V251H260ZM259 252V253H260ZM12 253H15V255H13ZM25 253V252H24ZM196 253V254H197ZM258 253V254H259ZM241 254V253H240ZM257 254V255H258ZM264 254V253H263ZM30 254L28 253V254H26V256H29ZM54 255V254H53ZM69 255V256H68ZM243 255V254H242ZM249 255V254H248ZM256 255V254H255ZM26 256H25V259H21L19 262H17V263H12V264H31V262L33 263V261H31V259H29V258H26ZM114 258H113V257ZM198 256V255H197ZM254 256V255H253ZM53 257V256H52ZM255 257V256H254ZM259 257H262V256H259ZM31 258V257H30ZM68 258V259H67ZM101 258V259H102ZM130 258V257H129ZM249 258V257H248ZM33 259V258H32ZM203 259V258H202ZM260 259V258H259ZM35 260V259H34ZM66 260H67V262H66ZM100 260V259H99ZM99 260H98V262H99ZM104 260V261H105ZM200 260V259H199ZM244 260L246 261V257L245 256H236L235 258H234V260H232V261H234V263H236V264H243V263H245L244 262ZM96 261V262H95ZM109 261V260H108ZM258 261V260H257ZM11 261H7V263L6 264H11L10 263ZM34 262H38V261H34ZM101 262H102V260H101ZM130 262V261H129ZM100 263V262H99ZM250 263V262H249ZM258 263V262H257ZM100 264H102V263H100ZM106 264V263H105ZM190 264V263H189ZM253 264V263H252ZM255 264V263H254Z\"/></svg>",
    "mask_w": 264,
    "mask_h": 264
}]
</instances>
